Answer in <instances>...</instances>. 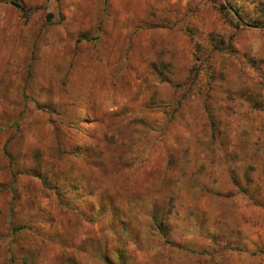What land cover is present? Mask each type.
<instances>
[{
	"label": "rangeland",
	"instance_id": "1",
	"mask_svg": "<svg viewBox=\"0 0 264 264\" xmlns=\"http://www.w3.org/2000/svg\"><path fill=\"white\" fill-rule=\"evenodd\" d=\"M0 264H264V0H0Z\"/></svg>",
	"mask_w": 264,
	"mask_h": 264
},
{
	"label": "trees",
	"instance_id": "2",
	"mask_svg": "<svg viewBox=\"0 0 264 264\" xmlns=\"http://www.w3.org/2000/svg\"><path fill=\"white\" fill-rule=\"evenodd\" d=\"M11 4L14 5V6H16L17 8L22 9V7L18 3H16V2H11Z\"/></svg>",
	"mask_w": 264,
	"mask_h": 264
}]
</instances>
